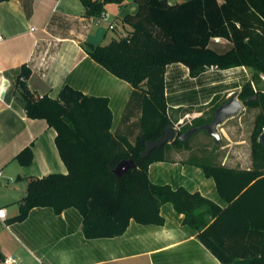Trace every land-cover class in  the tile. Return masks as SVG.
Instances as JSON below:
<instances>
[{
	"label": "trees",
	"instance_id": "obj_1",
	"mask_svg": "<svg viewBox=\"0 0 264 264\" xmlns=\"http://www.w3.org/2000/svg\"><path fill=\"white\" fill-rule=\"evenodd\" d=\"M123 1L82 0L87 15L95 18L104 15L107 3ZM133 1L139 9L123 18L132 27L125 36L103 45H85L96 62L133 86L121 119L122 124L130 122L138 104L140 115L131 127L112 131L109 98L86 94L70 84H65L57 97L36 96L26 83L31 69L22 66L18 85L26 113L31 118L46 119L55 129L67 172L31 177L19 213L8 222L24 221L35 207H51L57 214L75 208L82 216L86 238L115 237L127 230L131 220L163 225L161 207L171 203L183 214V223L197 231L199 240L222 263L264 264V142L258 140L264 127L263 91L247 82L239 92L246 106L260 108L251 167L189 159L215 180L225 206L199 191L155 183L149 176L150 164L170 161L172 144L189 148V137L182 140L181 134L211 121L212 116L182 127L175 140L141 156L146 141L156 140L168 124H173L165 97L168 64L182 62L193 76L209 67L237 66L251 67L264 75V0ZM216 36L232 41L233 46L217 52L209 47ZM16 158L22 165L30 164L32 147L22 149ZM129 158L136 167L123 176L116 175V165ZM4 259L0 252V261Z\"/></svg>",
	"mask_w": 264,
	"mask_h": 264
},
{
	"label": "crops",
	"instance_id": "obj_2",
	"mask_svg": "<svg viewBox=\"0 0 264 264\" xmlns=\"http://www.w3.org/2000/svg\"><path fill=\"white\" fill-rule=\"evenodd\" d=\"M183 1L186 0H168V3ZM138 9L133 0L110 2L105 5L104 16L95 18L87 15L82 0L0 1V31L4 35L0 41V207L6 208L7 213L6 220H0V252L5 258L15 255L11 242L14 240L32 253L39 264H233L222 263L199 240L197 231L183 223V214L171 203L161 207L163 225L131 220L127 230L115 237L86 238L82 216L75 208L57 214L51 207H35L24 221L8 222L19 213L31 177L67 172L56 145L55 129L46 119L31 118L26 113L18 85L22 66L31 69L26 83L36 96L57 97L60 89L70 84L86 94L109 98L112 131L131 127L140 115L138 104L134 105L136 114L130 122L122 124L121 119L133 86L96 62L85 45H103L125 36L132 27L123 18ZM116 28L121 31L119 36H108L109 30ZM213 42L211 39L209 47L217 52L233 46L224 37ZM248 69L209 67L193 76L182 62L168 64L165 71L168 114L178 117L179 122L189 117L200 118L215 103H224L241 87L249 75ZM27 146L33 149V160L22 165L16 156ZM192 150L195 149L171 148L170 161L150 164V179L153 171L159 179L165 174L162 167L166 162L175 170L182 164L180 171L184 174L176 173V176L185 178L191 189L172 181L155 183H169L175 188L184 186L225 206L215 180L207 177L200 166L190 163L191 157L183 158L182 153L190 154ZM16 259L22 258L19 255Z\"/></svg>",
	"mask_w": 264,
	"mask_h": 264
},
{
	"label": "rangeland",
	"instance_id": "obj_3",
	"mask_svg": "<svg viewBox=\"0 0 264 264\" xmlns=\"http://www.w3.org/2000/svg\"><path fill=\"white\" fill-rule=\"evenodd\" d=\"M120 33L121 31L119 28H116L114 30L110 29L108 36L117 37L119 36ZM248 73L249 75L247 79L242 83L241 87L237 89V91L240 92L245 83L251 82L258 91L264 92V75L258 71H255L251 67H249ZM218 104L219 103H215L214 105H218ZM214 105L208 111H206L205 114H203V116L196 119L189 117L185 121L179 122L178 117H174V116L172 117L170 115L169 116L173 121V125L175 129L179 131L182 127L190 126L195 123H200L204 119H207L211 116L213 117L212 112ZM259 113H260V108L248 107L245 105V107L242 110H240L238 114L225 120L222 124L218 126L219 133L221 135L219 144H217L215 138L213 136H210V134H208L204 129H200L196 133L191 134L188 138L190 143L189 148L195 150L194 151L192 150L190 154L182 153L183 158L193 157V159L195 160H202L204 162H209V163H212L215 160V162H217L218 164L235 166L238 168L251 167L252 152L255 144L254 135L256 132V119ZM263 133H264V127L262 129V134ZM133 139L134 138H132L131 140ZM258 140L262 141L261 136L258 138ZM176 148L177 147H175L172 144V149H176ZM177 155L179 154L177 153ZM181 167L182 164L179 165L178 168L176 167L175 170V168L173 169L171 167L170 163L166 162L165 165H163L162 167L163 169H165V170L162 169L163 174L164 173L165 174L159 179V177H156L154 175L155 173L153 171L152 180L154 182L172 181L173 184H183L188 189H191L190 186L186 185L185 178H180V176H176V173H178V175L179 173L184 174V171H180L182 169ZM190 169H195V168L192 167ZM187 173H192V171H188ZM171 175H173L172 178ZM210 181L213 180L210 179ZM11 242H13L12 243L14 248L13 252H16L14 253L15 254L14 256L18 257L20 255V257L22 258V259H17L18 261L16 264H39L35 259V257L32 255V253H30L27 249L19 246L17 242H15L14 240H11Z\"/></svg>",
	"mask_w": 264,
	"mask_h": 264
},
{
	"label": "water",
	"instance_id": "obj_4",
	"mask_svg": "<svg viewBox=\"0 0 264 264\" xmlns=\"http://www.w3.org/2000/svg\"><path fill=\"white\" fill-rule=\"evenodd\" d=\"M245 107L244 102L239 98V92L234 91L231 93L229 99L220 104L214 111L213 118L211 121L201 125V126H194L187 129L183 134L180 135L182 140H185L191 134L196 133L200 129H204L208 134L213 136L216 140V143H220L221 135L219 133L218 126L222 124L225 120L230 117L235 116L238 114L240 110ZM178 136V131L175 129L173 124H168L163 133L156 139V140H147L146 147L141 152L142 157H146L150 154L152 150L156 147H160L168 142H171L176 139ZM261 139L264 142V133L261 135ZM136 167V163L133 159H123L121 160L116 167L114 168V173L118 176H123L127 173L128 170L133 169Z\"/></svg>",
	"mask_w": 264,
	"mask_h": 264
},
{
	"label": "built area",
	"instance_id": "obj_5",
	"mask_svg": "<svg viewBox=\"0 0 264 264\" xmlns=\"http://www.w3.org/2000/svg\"><path fill=\"white\" fill-rule=\"evenodd\" d=\"M112 27H113V25H110V28H112ZM3 39H4V35L0 31V41H2ZM220 39H221L220 36L212 37V40L214 42H216V43L219 42ZM0 175H1V173H0ZM6 214H7L6 213V208L0 207V220H3V221L6 220V218H7V215ZM3 263L4 264H16L17 263V259L14 256H9V257H6L3 260Z\"/></svg>",
	"mask_w": 264,
	"mask_h": 264
}]
</instances>
